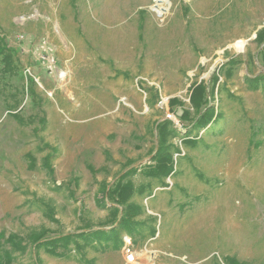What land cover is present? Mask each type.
Listing matches in <instances>:
<instances>
[{
	"label": "rangeland",
	"instance_id": "374dc122",
	"mask_svg": "<svg viewBox=\"0 0 264 264\" xmlns=\"http://www.w3.org/2000/svg\"><path fill=\"white\" fill-rule=\"evenodd\" d=\"M263 28L264 0H0V236L25 246L11 264H80L34 254L29 235L116 226L122 207L103 196L130 170L127 206L156 234L87 248L92 264H264V87L244 80L264 74ZM213 73L208 107L222 115L185 138L193 89ZM163 120L180 135L167 187L144 174Z\"/></svg>",
	"mask_w": 264,
	"mask_h": 264
},
{
	"label": "trees",
	"instance_id": "16d2710c",
	"mask_svg": "<svg viewBox=\"0 0 264 264\" xmlns=\"http://www.w3.org/2000/svg\"><path fill=\"white\" fill-rule=\"evenodd\" d=\"M254 40L261 44L264 43V28L257 32L256 38ZM262 49L264 51V48ZM2 52L4 51L1 49L0 55H2ZM262 57H264V52ZM236 63V60L230 59L220 67L222 68L224 77L226 79H230L232 77L233 70L230 68V66L235 65ZM217 80V76L215 73H213L210 81V88L208 90L206 88L204 90V87L201 85L193 89L192 95L190 96V103L194 106L196 117L194 118L193 123H189L188 126L190 129L187 131L186 135H184L185 138H189L192 134V131L197 130L196 132H198L200 129L206 128L209 123L214 122L217 120V118L221 117L222 114H217L213 106L208 107V104L214 101V89L211 87V83L214 82L215 84L217 83ZM244 80L248 87L252 90H258L260 87H264V74L252 78L245 77ZM151 91H153L154 94L150 103H157L158 96L153 88ZM178 101V99L174 98L170 100V104L172 105ZM202 104H205L206 107H203V109L200 110V106ZM155 131L158 148L157 152L151 159L152 162H155V166H147L148 168L145 169L144 174L146 177L150 178L152 181H155L160 186L167 187L168 184L165 182V179L175 171L173 168L172 156L174 154L180 153V150L173 144V142H171V140L180 135L173 123L169 120H163L161 123H159L156 126ZM195 138H193L194 140L188 139L186 141L187 143L195 144L198 141ZM260 144L261 142L255 143L253 140L249 141V147L252 146L258 148ZM52 156L53 153L48 157V160H50ZM107 157V154H105L106 159ZM134 172L135 170L128 171L113 185L114 188L112 187V189L104 193L105 196H103V199L104 197L111 198L112 202H109L111 205L116 204L117 206L122 207L121 211H119L116 207L110 208L113 217L111 226L117 222L116 226L111 227L108 230H92V228L89 227L81 230L78 233L45 240H42L39 235L32 234L28 237V245L33 247L32 252L37 255V253L42 250L50 257L59 259H73L80 264H92V261L88 260L86 258V253H84L85 249L87 248H98L101 250L119 249L123 244L122 233L125 234L124 236H128L130 238H143L146 235L143 233V231L146 229L147 234L151 237H154L156 234L155 227L147 225V222L136 219V216L138 217L139 215L143 214V207L139 205L127 206L126 201H128L133 196L135 187L130 181L123 185L121 184V181L124 177L133 174ZM137 192L142 194L144 192V188L140 187ZM104 207L105 204H102L101 208ZM0 239H2L0 240V264H11L14 261L13 253L15 251L23 252L25 250V246H21V242H18L17 237L13 234L6 236L1 235ZM6 242L10 245V249H5L4 243ZM224 263L245 264V262H240L230 257H226Z\"/></svg>",
	"mask_w": 264,
	"mask_h": 264
},
{
	"label": "built area",
	"instance_id": "2783aa9c",
	"mask_svg": "<svg viewBox=\"0 0 264 264\" xmlns=\"http://www.w3.org/2000/svg\"><path fill=\"white\" fill-rule=\"evenodd\" d=\"M130 246H131L130 241L128 239H125L123 246V253L125 256V261L127 263H132L135 259V253L132 251Z\"/></svg>",
	"mask_w": 264,
	"mask_h": 264
},
{
	"label": "bare ground",
	"instance_id": "6f19581e",
	"mask_svg": "<svg viewBox=\"0 0 264 264\" xmlns=\"http://www.w3.org/2000/svg\"><path fill=\"white\" fill-rule=\"evenodd\" d=\"M113 18H114V17H113ZM243 44H244V42H242V41H238V42H236V43L233 45V47H234V49H236V50H240V49L243 47ZM59 78H60L62 81H64V79H65V74H64V73L60 74V75H59Z\"/></svg>",
	"mask_w": 264,
	"mask_h": 264
}]
</instances>
